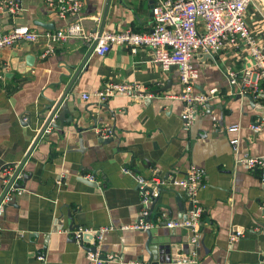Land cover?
<instances>
[{"label":"crops","instance_id":"crops-1","mask_svg":"<svg viewBox=\"0 0 264 264\" xmlns=\"http://www.w3.org/2000/svg\"><path fill=\"white\" fill-rule=\"evenodd\" d=\"M17 1L14 15L0 11L2 32L25 25L42 33L71 22L72 18H59L45 0ZM153 4L154 0H109L107 6V0H83L81 23L94 34L107 6L102 32H147L152 29ZM245 21L253 37L263 42L261 2L248 4ZM47 49L41 37L0 50V168L16 163L23 183L22 192L0 210V264H45L37 258L39 253L46 256V264H87L85 252L94 245L113 255L107 264H146L150 259L155 261L151 264H264V182L258 169L235 160L244 152L264 153V117L260 119L259 109L264 107V84L252 104L240 92L239 81L229 85L224 74L226 67L240 73L250 63L242 45H227L213 56L195 52L196 90L208 93L216 88L217 93L208 101L212 106L196 113L189 129L182 126V101L172 96L180 91L176 66L163 70L144 46L134 53L126 45H113L104 55L93 51L65 97L72 120L61 128L49 126L36 140L50 112L47 105L62 95L70 81L67 74L88 51L79 38ZM29 54L34 56L31 67L25 65ZM107 82L137 83L155 95H117L100 101L93 93ZM233 123H239L237 131L228 129ZM105 124L114 131L109 141L94 132L95 125ZM234 136L239 139L237 153L230 143ZM190 163L204 168L197 242L191 241L190 228L162 223L167 217L188 215L190 203L185 191L168 179L150 215L154 225L131 226L141 208L135 174L180 177ZM124 165L132 172L122 171ZM78 225L111 228L94 244L89 236L79 242L68 233ZM236 229L243 235L231 242L230 233ZM194 248L197 262L189 263L186 259Z\"/></svg>","mask_w":264,"mask_h":264},{"label":"built area","instance_id":"built-area-1","mask_svg":"<svg viewBox=\"0 0 264 264\" xmlns=\"http://www.w3.org/2000/svg\"><path fill=\"white\" fill-rule=\"evenodd\" d=\"M253 0H154L152 6V29L147 32H133L123 30L119 32H102L94 51L98 55L106 54L113 45H126L131 52H136L139 47H148L153 52V60L163 70L170 66L178 69L180 91L172 95L179 98L182 103L181 119L184 129H189L194 122L196 113L206 107V103L216 96L217 89L213 88L208 93L198 92L195 88V81L198 78V68L193 64V56L197 50L207 53L210 56L221 52L227 45H242L251 58L249 64L244 66L240 73H236L226 67L224 74L229 85L234 86L239 81L240 92L258 96L260 84H264V41L258 42L252 35L245 21L246 8ZM45 4L61 19L72 18L71 22L57 30L37 32L25 25L13 26L10 30H0V50L14 46L17 42H34L43 37L47 40L50 52L53 45L58 42L67 41L70 38H79L85 41H92L96 34L86 32L81 23V10L83 0H45ZM19 7L17 0H0V11L14 15ZM202 24V28H199ZM2 77V75H0ZM100 101H105L111 96L125 95L138 97H152L153 92L146 91L137 83L107 82L101 89L93 93ZM88 98V94H82ZM171 96V95H166ZM51 125H47L45 129ZM239 123H233L228 127L230 130H238ZM94 132L101 139L113 135V128L107 124L95 125ZM238 137L230 138L232 149L237 153ZM235 160L246 165L250 169H258L260 180L264 182V153L252 154L244 152L237 154ZM17 164L6 163L0 168L2 181L5 185L14 171ZM124 172H132L128 165L122 167ZM204 168L196 163H190L184 175L180 177L170 176L163 178L155 173L151 177L142 174H135L137 188L140 194L141 208L137 219L131 226L139 229H149L154 225L150 219V205L155 196L158 195L161 185L171 182L181 187L190 200L191 207L188 215L183 218L167 217V226L188 227L191 230V241L195 244L198 240V224L203 211L198 198V189L202 184ZM22 173L18 171L15 180L19 179ZM88 177L93 178L92 175ZM168 179V180H167ZM21 187L7 189L0 201V210L10 202L13 195L20 194ZM264 206V201L262 202ZM163 212V211H162ZM109 226L97 228L78 225L68 231L76 241H83L89 236L94 244H98L104 232L110 229ZM243 230H233L229 240L233 242L243 235ZM96 241V242H95ZM96 246V245H94ZM111 253H104L98 247L87 249L85 257L87 264H107ZM37 258L46 264V256L42 253ZM189 263L197 262V250H192L191 256L186 259ZM154 264V263H153ZM158 264H178V261L170 260Z\"/></svg>","mask_w":264,"mask_h":264},{"label":"water","instance_id":"water-1","mask_svg":"<svg viewBox=\"0 0 264 264\" xmlns=\"http://www.w3.org/2000/svg\"><path fill=\"white\" fill-rule=\"evenodd\" d=\"M108 2H109V0H107V6H108ZM107 6H106V9H107ZM106 9H105V11H104V13L102 15L100 26L98 28H95V30L93 31L96 34L95 39L92 40V41H86V46L88 48V51H87L85 57L83 58L82 62L75 69L74 72H71V74H67V76L69 75V77H70V81L67 84L66 88L64 89L62 95L58 99L52 100L51 103H49L47 105V108L50 109V112H49V115H48L47 119L45 120L43 126L41 127V129H40V131H39V133H38V135L36 137V140L42 134V132L44 131V129L46 128V126L48 124L61 128L64 121H71L72 120V115L69 114L68 104H67V100L65 99V97H66L67 93L70 91V88H71L73 82L75 81V79L77 78L78 74L80 73V71L82 70L83 66L85 65L88 57L91 55V53L94 51L95 47L98 44L99 37H100V35L102 34V31H103L104 21H105V17H106ZM39 24L47 28V24H44L42 22H39ZM33 63H34V56L31 55V54L27 55L26 59H25V65L27 67H31V66H33ZM246 96L250 99V102L252 104L255 103L254 102V98H253L252 95L246 94ZM257 104H259V103H257ZM210 106H212V105L209 104V102H207L206 103V107L208 108ZM259 109L261 110V115H260V119H261L262 117H264V107H260ZM65 114H68V115L66 116ZM55 119L57 121H55ZM110 139H112V137L103 138L101 140L102 141H109ZM79 142H80V145H81L82 144V138L79 139ZM19 170H20V166L17 167V169L12 174V176L9 178L8 182L5 185L3 184V191L0 194V201H1L2 197L4 196L5 192L7 191V189L11 185L13 187H22L23 186V183H20L18 179L15 180V177H16V175H17ZM27 176H28V174H24L23 175V179H26ZM160 190H161V188H160ZM160 190H159V193H160ZM159 193H158L157 196H155L153 198V200L151 202L150 215L152 214V212L156 208V203H157L158 198H159ZM182 204H183V202H182ZM178 205L180 207V203L179 202H178ZM187 207H188V209H190L191 204L189 203ZM160 212H162V211H158V213H160ZM186 217H187V215H183V219H185ZM166 220L167 219H163L162 223L166 224ZM74 240H76V239L74 238ZM90 248L94 249L95 246H92ZM152 262H155V261L150 259L149 261H147L146 264H151Z\"/></svg>","mask_w":264,"mask_h":264},{"label":"rangeland","instance_id":"rangeland-1","mask_svg":"<svg viewBox=\"0 0 264 264\" xmlns=\"http://www.w3.org/2000/svg\"><path fill=\"white\" fill-rule=\"evenodd\" d=\"M254 1L255 2H261L263 4V6H264V2H263L264 0H259V1L258 0H254Z\"/></svg>","mask_w":264,"mask_h":264},{"label":"bare ground","instance_id":"bare-ground-1","mask_svg":"<svg viewBox=\"0 0 264 264\" xmlns=\"http://www.w3.org/2000/svg\"><path fill=\"white\" fill-rule=\"evenodd\" d=\"M264 2V1H263Z\"/></svg>","mask_w":264,"mask_h":264}]
</instances>
